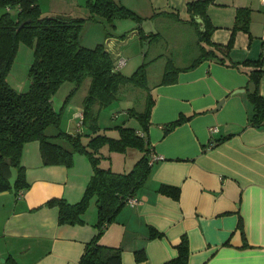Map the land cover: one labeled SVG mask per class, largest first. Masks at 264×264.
I'll return each instance as SVG.
<instances>
[{"label":"crops","instance_id":"1","mask_svg":"<svg viewBox=\"0 0 264 264\" xmlns=\"http://www.w3.org/2000/svg\"><path fill=\"white\" fill-rule=\"evenodd\" d=\"M165 1L171 8L166 11H178L180 22L195 32L198 54L201 45L214 49L198 43L196 25L187 21L186 4L192 0ZM239 7L249 8L247 29H235L225 63L212 57L189 69L184 67L191 62L176 66L175 82L159 80L151 88L155 104L148 138L162 158L154 162L137 201L122 207L100 237L106 245L121 247V264H162L177 255L182 235L188 238V264H264V124L249 122L253 105L246 86L252 87L248 73L253 66L242 63L261 58L264 68V2L214 0L206 13L215 26L212 41L227 43ZM197 21L203 29L202 19ZM104 42L111 54L121 43L113 35ZM259 91L264 95V74ZM181 113L194 115L164 135L162 125ZM139 155L128 158L130 165ZM21 163L28 188L0 192V264H10L11 258L18 264H77L97 232L96 206L89 205L83 224H60L58 208L46 202L79 200L92 173L89 160L76 154L71 166L45 165L38 141H30L23 146ZM161 183L179 186V196L158 191ZM150 227L161 235L148 237ZM139 249L145 257L138 261Z\"/></svg>","mask_w":264,"mask_h":264},{"label":"trees","instance_id":"2","mask_svg":"<svg viewBox=\"0 0 264 264\" xmlns=\"http://www.w3.org/2000/svg\"><path fill=\"white\" fill-rule=\"evenodd\" d=\"M214 0H192L187 2V21L196 25L198 43L204 41L222 54L217 56L214 49L200 46L199 54L184 67L192 68L203 60L215 57L225 63L234 43V31L237 28L247 29L249 8L239 7L236 11L235 23L227 43L212 41L215 28L208 18L206 7ZM90 14L88 18L99 15L108 22L116 18H132L140 21L142 16L116 0H87ZM4 11L0 14V192L11 190L18 193L26 189L25 167L21 163L22 150L25 143L38 141L41 159L45 165L62 164L71 166L76 154L87 157L92 167L91 176L86 183L81 198L69 202L65 198H51L48 206L58 208L60 224H83L85 212L94 202L97 218L94 226L97 232L86 242L77 264H121V247L106 245L100 241L107 225L112 222L118 212L136 199V194L149 177L154 162L149 160L153 154L148 138L151 124L152 108L155 96L146 83V68L152 60L144 61L129 75L123 74L105 42L93 47L82 45L81 28L85 17L70 14H46L39 0H0ZM10 9L16 13L11 14ZM168 13L177 20H182L178 11H158L156 14ZM201 18L204 28L200 27L197 18ZM112 25H114L112 23ZM140 37L144 31L140 27ZM149 32L146 36H155ZM106 35L105 37H107ZM22 41L33 48L32 62L28 68L29 86L25 91L14 89L7 81V74L13 62L17 45ZM125 62V61H124ZM245 65L253 66L248 73L246 86L249 100L253 105L250 124H264V95L259 91V81L264 68L262 59H246ZM230 65L236 64L230 61ZM177 67H164L160 83H172L177 80ZM88 79L87 93L83 98V108L79 112L78 126L89 123L90 130L78 127L68 131L61 127V115L64 104L55 108L53 96L57 88L65 81L73 86L64 102L80 85ZM132 84L146 90L144 108L136 112L128 108L130 115L139 121V128L126 126L125 123L106 126L103 129L97 124L93 106L106 105L116 97L121 86ZM203 112V111H200ZM194 114L181 113L177 118L162 125L163 134L173 131L177 126L191 119ZM113 128L117 134H110L107 129ZM136 149L140 155L129 170L118 171L112 167L114 153H123L127 149ZM105 161V162H103ZM14 175L13 180L11 179ZM158 191L177 198L180 188L177 185L161 183ZM161 232L150 227L148 237H156ZM177 255L162 264H188L189 243L186 235H182L176 246ZM145 257L142 249L135 251L136 260ZM10 264H18L13 258Z\"/></svg>","mask_w":264,"mask_h":264},{"label":"rangeland","instance_id":"3","mask_svg":"<svg viewBox=\"0 0 264 264\" xmlns=\"http://www.w3.org/2000/svg\"><path fill=\"white\" fill-rule=\"evenodd\" d=\"M134 10L142 19L138 22L132 18H116L113 22H108L99 15L95 18H88L90 14L87 6V0H39L41 10L46 14H70L72 16L85 17L81 28L82 45L93 47L99 42H103L106 35L118 36L120 44L112 56L115 60L118 57L125 59V64L120 71L125 74H131L139 64L149 61L146 72V83L153 87L161 80L164 67H176L183 64H189L198 55L195 32L189 25L183 24L173 16H160L158 11L170 10L165 0H116ZM4 11L0 7V14ZM12 15L16 13L15 9H10ZM184 14V10H180ZM250 13V11H249ZM159 16V17H158ZM115 24V25H112ZM134 29H132L133 27ZM142 28L144 33H157L155 36H139L138 30ZM33 48L19 41L13 62L7 74L8 83L18 91H25L29 86L28 68L32 62ZM72 82H63L55 91L53 104L59 108L62 104L63 110L60 125L63 129L75 131L78 127L84 130H90L89 123L86 121L82 126H78L79 117L77 111L83 108V98L87 93L88 79L80 87L66 96L72 88ZM146 90L140 86L127 84L121 86L116 92V97L106 105L93 106L97 124L103 129L106 126L125 123L126 126L139 128V121L133 115H130L128 108L139 112L144 108ZM110 134H117L113 128L107 129ZM126 153L115 154L112 166L116 170H126L130 168L132 162L128 158L138 156L136 149L130 148ZM136 153V154H135ZM133 155V156H131ZM126 157V158H125ZM125 158V160H124ZM132 164V163H131ZM14 175L11 179L13 180ZM9 192H13L9 190Z\"/></svg>","mask_w":264,"mask_h":264},{"label":"built area","instance_id":"4","mask_svg":"<svg viewBox=\"0 0 264 264\" xmlns=\"http://www.w3.org/2000/svg\"><path fill=\"white\" fill-rule=\"evenodd\" d=\"M262 2H264V0H261ZM125 59L124 58H119L118 61V66H121L124 64ZM162 158L161 156H158L157 154H153L149 160L150 163L155 162L156 160ZM135 201H137L136 199H130L129 203L133 204Z\"/></svg>","mask_w":264,"mask_h":264}]
</instances>
